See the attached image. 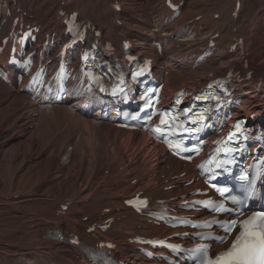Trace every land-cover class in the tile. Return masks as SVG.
Instances as JSON below:
<instances>
[{
  "label": "bare ground",
  "instance_id": "bare-ground-1",
  "mask_svg": "<svg viewBox=\"0 0 264 264\" xmlns=\"http://www.w3.org/2000/svg\"><path fill=\"white\" fill-rule=\"evenodd\" d=\"M186 1L188 2L185 3L181 16L164 5L168 15L158 21L156 18L149 21L132 19L135 29L128 32L127 38L136 43L137 50L143 47L152 50L153 42L160 40L166 47H176L171 51L177 50L179 55L184 54L186 50L194 49L199 57L202 53L201 48L207 42L204 43V40L197 38L201 34L214 35L217 25L222 27L220 36L217 38L218 44L213 50L207 49V52H214L215 60L202 61L194 67V70L204 71L216 61L225 62L234 58L237 53L230 52V48L235 43L234 37L239 32L232 31L228 34L227 31L231 25L242 20L245 0L237 20L233 19L231 12L238 0H218L214 5L218 4L213 5L214 8H210L205 18L200 21H196L194 17L198 12L199 0ZM111 2L112 0H72L71 5L77 10L80 9L81 12L95 15L103 23H109L120 19L119 11L111 7ZM9 3L10 0H3L0 6ZM60 4L61 0H48L47 4L41 7L42 18L47 19L49 13L55 12ZM256 5L260 9L257 7L252 17L245 16L244 19L248 20V25L255 27V33L259 38V48L254 51L253 60L261 61L257 75L264 77V52L262 51L264 0H257ZM147 11L160 13L158 1L151 4ZM215 13H220L217 20L214 19ZM119 28L120 26L113 23L114 31ZM61 39H64V36ZM225 48L228 50L223 52ZM185 53L178 59L166 55L157 56V62L162 68L172 70L168 77L169 91L172 93L178 91L189 80V75L194 72L189 69L185 70L187 64H194L190 52ZM0 92H2L0 96V156H2L0 177L7 181L6 177L11 174L13 180L11 192L3 195L9 197V201H6L8 207L16 204L21 206L9 208L8 213L10 214L0 213L2 222L0 226L6 233L2 237L10 238L5 239L9 248L16 249L13 250L16 252L30 245L31 249L36 247L38 250L46 249L50 252L52 258L48 264H76L73 261L75 254L71 246L57 244L54 247V242L46 237V231L57 225L66 224L70 227L72 216L66 218L60 214L61 204L69 200H74L73 208L81 217L86 214L91 218L99 208L103 216L121 217L117 221L118 225L112 228L108 236L109 239L119 242L124 247L122 257L125 259L137 255L136 244L130 242L135 234L162 233V227H155L152 224L148 229H142L133 210L123 205V201L131 195V190H142L148 183L143 187L130 183L126 185L122 182L114 183L108 188L99 186L100 180L106 179L105 170H109L111 175L121 172L119 166H126L128 158L135 151V148L131 149V147L143 141L144 133L118 129L114 126V121L111 122L107 117L105 106L97 105V112H92L90 108H84L83 101L79 100H76L73 106L69 105L68 100L55 102L51 106H43L34 127L16 130L17 127H22L24 121L23 115L19 113L32 108L28 94L21 87L11 89V86L1 79ZM233 97L241 102L236 111L255 115V120L264 131V87L259 94L252 84H242L236 87ZM167 160L176 170L183 167V163L174 157H167ZM190 168L191 165L183 169L189 170ZM130 173L137 177L135 170H130ZM145 177L149 182L152 181L150 176L145 175ZM184 179H188V176ZM32 183L35 185L31 189L22 188L23 185L27 186ZM2 191L0 190V193ZM39 191H44L56 200H61V204L58 205L51 199H35V192ZM93 191L97 194L89 199ZM151 194L173 196L174 191H154ZM85 203L87 207L81 209V205ZM0 205V210L3 207L6 208L3 202ZM106 207L111 208L109 213L103 211ZM24 214L39 218L35 221L33 219L23 220ZM32 222L34 224H31ZM90 225V221L80 222L76 226V231L82 232ZM13 254L20 258L26 257L22 264H33L29 258L30 253L25 251Z\"/></svg>",
  "mask_w": 264,
  "mask_h": 264
},
{
  "label": "rangeland",
  "instance_id": "rangeland-1",
  "mask_svg": "<svg viewBox=\"0 0 264 264\" xmlns=\"http://www.w3.org/2000/svg\"><path fill=\"white\" fill-rule=\"evenodd\" d=\"M2 1L3 0H0V2H2ZM217 1L218 0H206V1L205 0H199V2H198V5H199L198 12H197V14L194 17L198 16L200 14V12H201V15H204L205 14V8L209 7L208 10L210 8H214V7H212V5H214V3H216ZM47 2H48V0H38L37 8L39 7L38 9H40L42 6H45L47 4ZM141 2H142V0H123V3H124L123 6H124V8H127L128 9L127 11L130 13L132 11V9L134 8V6L138 5ZM149 2H150V0H148V1L144 0L141 3L140 7H139L140 11H145L146 6L148 5ZM256 4H257V0H245L244 5H243L244 11H243L242 20L244 19L245 16H248L249 18L253 16V14L255 13L256 8L259 7ZM216 5H214V6H216ZM259 9H260V7H259ZM53 13H54V11H53ZM49 17H52V16L50 15ZM242 23L245 24V22H242ZM231 29H234V28L231 27ZM230 32H232V30L229 29L227 31V33L229 34ZM226 49H224L223 52H225ZM185 52L188 53L187 50ZM185 52H184V54H186ZM225 64H227V63H224L221 66H223ZM204 74H205V72L197 73L196 76L190 80V82H194L195 78L203 77ZM145 153H146V155L148 157V161H149V163L145 161L146 162L145 165L149 167V164H151V167H153L154 162H155L154 160L156 159V154L153 151L151 152V150L149 148H147V147L135 148L134 154L132 155L133 157L132 156L130 157L131 159H129L128 164H131L133 167L137 166L138 165L137 164L138 161L142 162L141 160H142L143 156L145 155ZM1 159H2V156H0V160ZM105 172H106V174L108 173V171H105ZM108 175L112 176L110 174V171H109ZM106 177H107V175H106ZM6 178H7V181L3 180V177H0V190H3L2 193H0V204H2V202H3V206L6 207V208L3 207L0 210V213H2V214L6 213V212L8 213V209L9 208H19V207H21L20 204H16V205H12V206L9 205V207L7 206L8 203L6 201H9L8 200L9 197H4L3 194L6 195L8 192L9 193L11 192L10 188L12 186L13 180L11 179V174L10 175L8 174V177H6ZM1 180H3V181H1ZM28 185L27 186L23 185L22 188H25V189L29 190L35 185V183L28 184ZM149 186H150L149 189H152L151 188L152 185H149ZM92 193H93L92 195H89V199H91L92 197H94L97 194L96 191H93ZM35 195H36L34 197L35 199H38V200L39 199H44V198L47 199V200L51 199L52 202H56L58 205L61 204V200H56L55 197H52V195L47 194L44 191L43 192H41V191L35 192ZM81 207H82L81 209H85L87 207L86 203L84 205H81ZM0 208H1V205H0ZM72 209H73V213L75 212L74 214H76L75 209L73 207H72ZM8 214H10V213H8ZM76 215H78V214H76ZM84 217H81V215H78V217H76V221H78L81 218H83V220H84ZM22 218H23V220H27V221L30 220V219L31 220L33 219L35 221L39 217L33 218L30 215L24 214V216H22ZM1 223L2 222H1V218H0V224ZM31 224H34V222H32ZM5 235H6V233L1 229V226H0V237L3 238V239L0 238L1 239L0 240L1 241L0 242V264H22L20 256H16L13 253L16 254V253L25 252V251L27 253H30L29 254V258H31V262L33 264H48L49 261L51 260L52 256L50 254L47 255L48 251L46 249L38 250L36 247L34 249H31L30 245L26 246L24 249H21L22 251H16V252L13 251V250H16V249H12L11 247L9 248L8 245H7L8 242L5 241V239H10V238L2 237V236H5ZM46 258H47V260L44 262V260ZM25 259H26V257H25ZM23 261H25V260H23Z\"/></svg>",
  "mask_w": 264,
  "mask_h": 264
},
{
  "label": "snow or ice",
  "instance_id": "snow-or-ice-1",
  "mask_svg": "<svg viewBox=\"0 0 264 264\" xmlns=\"http://www.w3.org/2000/svg\"><path fill=\"white\" fill-rule=\"evenodd\" d=\"M219 210L227 211L223 208ZM232 227L229 225L228 231ZM239 227L240 231L231 246L214 258L205 256L202 264H264V212H256L240 221Z\"/></svg>",
  "mask_w": 264,
  "mask_h": 264
}]
</instances>
